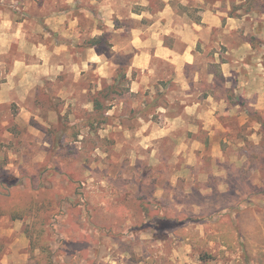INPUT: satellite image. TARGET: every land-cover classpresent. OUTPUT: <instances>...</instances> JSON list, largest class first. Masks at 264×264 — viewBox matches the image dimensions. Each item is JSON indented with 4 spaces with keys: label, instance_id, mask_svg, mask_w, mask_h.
Returning a JSON list of instances; mask_svg holds the SVG:
<instances>
[{
    "label": "rangeland",
    "instance_id": "rangeland-1",
    "mask_svg": "<svg viewBox=\"0 0 264 264\" xmlns=\"http://www.w3.org/2000/svg\"><path fill=\"white\" fill-rule=\"evenodd\" d=\"M30 1L0 0V24L5 15L13 21L26 18L33 41L53 48L56 26L42 19V0L29 6ZM147 1L154 8L160 5L159 0ZM53 2L52 11L65 7L63 0ZM105 2L80 0L83 32L118 26ZM222 2L230 14L245 16L242 33L253 52L244 61L257 66L252 72L258 83L257 99L252 96L257 107L234 101L239 107L226 123L230 131L213 136L219 144L215 148L202 130L145 140L147 132L137 126L160 121L150 100L141 114L130 110L127 102L138 97L128 98L122 113L87 127L92 116L82 109L86 101L104 96L109 106L129 91L121 81L116 89L121 94L109 91L114 84L96 92L92 86L100 87V81L92 72L79 84L89 88L86 96L61 101L53 86L50 94H35L32 116L18 117L17 124L16 106L11 107L12 117H2L8 124H0V207L10 204L4 195L12 191L11 210L22 218L0 216V256L23 236L18 249L27 257L19 264H41L25 235L32 218L24 203L31 199L43 208L40 245L49 250V263L43 264H264V137L254 119L255 113L264 119V0ZM120 12L124 27L133 26L128 11ZM116 38L124 44L128 40L126 35L106 38L96 46L98 53L112 54L109 44ZM91 41L88 35L83 38L84 45ZM70 58L61 60L69 63ZM114 61L121 58L114 56ZM113 122L129 130L106 128ZM186 135L205 145L179 148L178 139Z\"/></svg>",
    "mask_w": 264,
    "mask_h": 264
},
{
    "label": "crops",
    "instance_id": "crops-1",
    "mask_svg": "<svg viewBox=\"0 0 264 264\" xmlns=\"http://www.w3.org/2000/svg\"><path fill=\"white\" fill-rule=\"evenodd\" d=\"M36 1H30L29 6L39 0ZM63 2V9L53 11V0H42L40 4L45 12L42 19L55 25L58 32L53 48L33 41L26 18L13 21L5 15L0 24L2 126L8 124L3 115L12 117L13 106L17 110L16 124L20 116L30 118L35 109V94L49 93L53 86L58 88L55 97L61 101L86 96L89 88H81L79 84L91 72L100 81V87L92 86L96 92L118 82L115 71H120L127 82L128 97L121 95L112 100L107 117L122 113L128 98L138 97L137 102H127L134 114H141V108L150 100L160 122L146 120V127L137 126L147 132L142 136L145 140L158 141L180 130L192 134L202 130L209 145L215 148L219 144L213 141V136L230 131L226 123L239 107L234 101L245 100L249 106L257 107L252 103V96L257 99L259 93L257 78L252 73L257 66L244 61L253 52L250 41L245 39L247 33H242L245 16L231 15L230 8L222 6V0H159L156 8L147 0H106V10L111 12L110 17L114 14L118 26L107 27L105 31L93 28L88 33L83 32L81 16L77 14L80 0ZM124 8L129 15L126 18L133 22L129 28L124 27V14L120 12ZM105 20L110 26L109 19ZM87 35L101 42L115 35L120 40L126 35L128 40L125 44L119 43L118 38L112 40L109 44L112 54L107 56L98 53L92 41L84 45L83 38ZM63 56L68 59L71 56L72 61L66 63L61 60ZM114 56L121 61H114ZM82 109L92 113L90 100ZM113 125L114 122L106 128ZM114 126L129 130L122 124ZM178 142L181 149L205 145L194 135L179 138ZM24 243L23 236L16 237L0 256V264L24 261L26 253L18 249Z\"/></svg>",
    "mask_w": 264,
    "mask_h": 264
},
{
    "label": "trees",
    "instance_id": "trees-1",
    "mask_svg": "<svg viewBox=\"0 0 264 264\" xmlns=\"http://www.w3.org/2000/svg\"><path fill=\"white\" fill-rule=\"evenodd\" d=\"M246 14V13H245ZM232 15V14H231ZM241 16V15H240ZM93 45L97 46L99 43H101L100 40H92L91 42ZM124 75H122L121 73L118 75V77L116 78L118 82H115V84L108 88L109 91H111V93H115V94H121L118 91H116L117 89V85L120 84L121 81H123ZM107 97H91L90 102L92 103L93 106V111L91 113L90 116H92L90 119H92V121H90V119L88 120V125L87 127H92L93 122L98 119L101 120L102 122H106L107 121V116L106 113L109 110V106H106L104 104V101L102 99H106ZM241 104H243L241 102ZM147 106H150L147 105ZM261 114L255 113V122L257 124L260 125V127L262 128L261 132L263 134L264 137V119L261 118L260 116ZM248 116H250L248 114ZM68 129L65 130V132H67ZM75 136H77V133L73 134ZM55 144H59L58 141L54 142ZM5 198H7L8 201H10V204L7 207H0V216H4V215H10L13 219H21L22 215H18L17 213H14V210H11V208L13 207V203L12 200L14 198V194L13 192H9L7 194L4 195ZM24 209L25 211L28 210L29 213H31V218H32V223L30 225L27 226V228L25 229V235L26 237L30 240L31 242V249L34 250H38V254L36 255L35 258L36 260L43 264V263H49V259H48V254H49V250L47 247H41L40 245V240L44 238V220L42 223V219H40L39 215H42L43 213V208L38 206V200L37 201H33L31 199L27 200L26 203H24ZM37 241L36 243H34V241Z\"/></svg>",
    "mask_w": 264,
    "mask_h": 264
}]
</instances>
